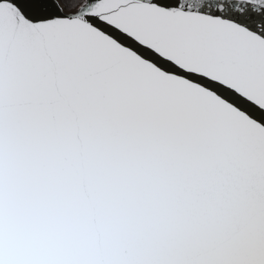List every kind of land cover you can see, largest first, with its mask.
<instances>
[{"label": "snow or ice", "instance_id": "6c2138e0", "mask_svg": "<svg viewBox=\"0 0 264 264\" xmlns=\"http://www.w3.org/2000/svg\"><path fill=\"white\" fill-rule=\"evenodd\" d=\"M0 264H264V0H0Z\"/></svg>", "mask_w": 264, "mask_h": 264}]
</instances>
